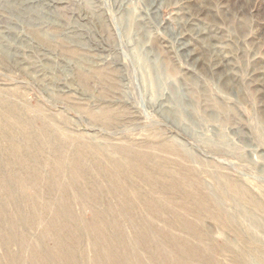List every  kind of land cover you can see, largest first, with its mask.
<instances>
[{
	"label": "rangeland",
	"instance_id": "rangeland-1",
	"mask_svg": "<svg viewBox=\"0 0 264 264\" xmlns=\"http://www.w3.org/2000/svg\"><path fill=\"white\" fill-rule=\"evenodd\" d=\"M0 264H264V0H0Z\"/></svg>",
	"mask_w": 264,
	"mask_h": 264
}]
</instances>
